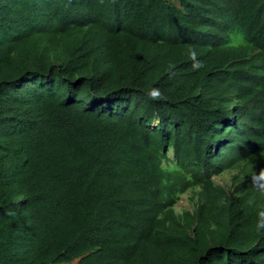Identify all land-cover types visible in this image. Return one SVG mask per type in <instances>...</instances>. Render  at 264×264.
Wrapping results in <instances>:
<instances>
[{
	"label": "trees",
	"instance_id": "1",
	"mask_svg": "<svg viewBox=\"0 0 264 264\" xmlns=\"http://www.w3.org/2000/svg\"><path fill=\"white\" fill-rule=\"evenodd\" d=\"M144 1L0 0V264H9L16 253L19 264H115L112 257L121 264L140 262L129 244L168 247L158 223L138 225L112 256L95 247L90 220L127 205L113 207L94 193L97 187L73 170L75 158L67 149L74 150L84 137L97 145L99 134L111 138L123 132L125 124L116 114L119 100L140 90L137 83L146 70L143 60L130 71L139 39L158 38L152 49L172 29L191 32L199 18L224 30L234 23L228 13L243 25L251 19L258 26L250 22L249 31L261 28L264 33V0H184L193 1L192 7L170 12L154 11L163 0L149 8ZM180 19L185 20L180 24ZM249 31L241 44L252 73H258L264 70V35ZM92 33L97 54L91 49L68 52V47L83 48ZM215 72H228L238 86L249 75L238 67ZM254 81L255 93L242 111L254 108L253 117L264 122V84L256 76ZM121 83L128 90L118 93ZM50 99H56L53 105ZM117 162L111 156L107 169ZM241 232L251 247L258 241L264 245V228L238 211L222 213L193 238L182 237L172 246L173 264L189 251L188 260L202 264L213 247Z\"/></svg>",
	"mask_w": 264,
	"mask_h": 264
},
{
	"label": "clouds",
	"instance_id": "2",
	"mask_svg": "<svg viewBox=\"0 0 264 264\" xmlns=\"http://www.w3.org/2000/svg\"><path fill=\"white\" fill-rule=\"evenodd\" d=\"M156 1L144 2L149 8ZM192 4L163 0L154 11H184ZM228 14L234 23L224 30L199 18L191 32L172 29L152 49L158 38L139 39L130 71L139 69L143 60L146 70L137 83L140 90L119 100L116 114L125 124L123 132L111 138L99 134L97 145L84 137L74 150L67 149L75 158L73 170L97 187L94 193L113 207L127 205L90 220L95 247L112 256L138 225L148 223H158L167 233L168 247L129 244L128 251L140 262L121 264H173L172 246L182 237L193 238L222 213L238 211L247 222L264 228V122L253 117L254 108L242 111L255 93L254 76L264 84V70L252 73L241 44L249 23L257 24L250 19L243 25ZM249 32L264 35L261 28ZM86 49L97 54L94 33L83 48L68 47V52L79 55ZM234 67L249 71L240 86L232 84L228 72H215ZM199 72L204 73L197 76ZM120 85L118 93L128 90L125 83ZM55 101L50 99L52 105ZM111 156L118 162L107 169ZM113 188L121 193L116 195ZM189 254L178 264H195ZM18 255L9 264H19ZM259 259L264 261V245L258 241L251 247L241 232L213 247L202 264H256Z\"/></svg>",
	"mask_w": 264,
	"mask_h": 264
},
{
	"label": "rangeland",
	"instance_id": "3",
	"mask_svg": "<svg viewBox=\"0 0 264 264\" xmlns=\"http://www.w3.org/2000/svg\"><path fill=\"white\" fill-rule=\"evenodd\" d=\"M229 178H227V180H228Z\"/></svg>",
	"mask_w": 264,
	"mask_h": 264
},
{
	"label": "bare ground",
	"instance_id": "4",
	"mask_svg": "<svg viewBox=\"0 0 264 264\" xmlns=\"http://www.w3.org/2000/svg\"><path fill=\"white\" fill-rule=\"evenodd\" d=\"M232 92V91H231ZM233 93V92H232Z\"/></svg>",
	"mask_w": 264,
	"mask_h": 264
}]
</instances>
